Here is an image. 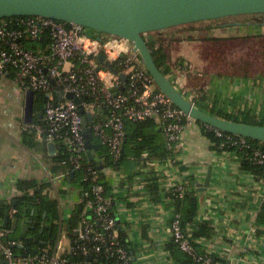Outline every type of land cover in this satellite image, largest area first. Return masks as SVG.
Listing matches in <instances>:
<instances>
[{
    "label": "built area",
    "instance_id": "2783aa9c",
    "mask_svg": "<svg viewBox=\"0 0 264 264\" xmlns=\"http://www.w3.org/2000/svg\"><path fill=\"white\" fill-rule=\"evenodd\" d=\"M44 32L50 37L48 52L34 51L22 40H38ZM151 34H146L148 41ZM103 54L117 73L100 63ZM188 62L177 58L170 63L167 77L185 97L192 91L184 75ZM187 71V72H188ZM11 72L16 84L23 90L32 89L46 95L40 121L22 123L21 128L33 132L47 143L64 146L68 159L59 163L60 175L68 177L70 172L79 173L81 183L89 185L83 190V216L72 236L58 233L54 248L29 254H16L14 248L21 242L11 228H0V264H137L132 259L130 246L123 242L118 231L117 218L112 212L111 198L105 193V178L97 169V163L87 157L85 126L82 114L72 100L56 99L55 86L64 93L71 92L81 98L82 108L92 116L91 132L104 146L111 161L120 158L126 136V122L153 120L165 137L170 153L181 150L183 137L188 128H201L188 114L173 105L155 85L144 68L142 59L134 45L113 35L91 36L87 28L40 16H15L0 19V76ZM126 76L125 88L119 74ZM194 90V89H193ZM193 102V101H192ZM194 103V102H193ZM206 127L212 128L203 124ZM217 137L223 138L220 147L247 149L246 156L252 164L264 169V150L251 146L247 138L225 133L212 128ZM225 152V151H223ZM176 162L172 156L155 160L146 166L159 176V169L167 170V162ZM100 162L105 165L102 156ZM105 168V167H104ZM173 168V166H171ZM182 179L159 180L162 193L171 203L197 190L202 181L184 172ZM16 209L11 207L9 215L14 217ZM171 239L178 248L190 255L199 264H221L214 262L208 252L197 251L203 238L181 228L180 215L173 210L170 216ZM89 255L92 258L89 259ZM3 260L4 262H1Z\"/></svg>",
    "mask_w": 264,
    "mask_h": 264
},
{
    "label": "crops",
    "instance_id": "0c3cea01",
    "mask_svg": "<svg viewBox=\"0 0 264 264\" xmlns=\"http://www.w3.org/2000/svg\"><path fill=\"white\" fill-rule=\"evenodd\" d=\"M243 16L246 19L249 16L256 18L182 25L152 33L150 37L160 36L163 39L170 63L177 58H185L197 65L194 46H191L195 43L190 42L192 39L199 42L196 37L264 36V14ZM186 35L192 36L186 39L188 42L183 41ZM196 71L189 79L192 84L199 80L194 77L206 76L199 68ZM202 82L201 88L190 85L189 100L193 101L200 89L207 94L209 107L217 101L226 112L234 115L248 110L258 118L264 116L263 74H210ZM24 100L25 91L16 84L12 73L0 76V203L11 202L20 195L17 189L19 181L36 182L37 188L41 189L40 195L58 203L59 220L52 224L57 225L58 233L68 234V221L83 201L81 176L79 173L73 177L60 175L61 168L53 160L58 146L49 152L46 141L36 134L24 133L21 128ZM161 139L165 143L163 134ZM126 141L125 138L120 157L125 153L128 155L121 166L114 168L106 165L101 174L109 187L106 195L111 198L112 212L120 221L118 231L126 237L137 264H179L166 248L171 240V211L176 209V204L162 193L163 185L158 182L165 178L172 181L182 179L186 171L192 178L203 181L209 167L210 186L201 193L195 222H208L213 231L210 237H201L199 248L214 257L229 259L227 264H264V178L257 172L242 168V160L236 150L219 152L202 135L200 128H188L181 150L171 153L176 162H167V170L165 166L164 169L157 168L161 177L158 180L156 171L146 173L145 167L150 166V162L167 157L149 159V152L143 151V161L137 163L131 153H127L129 145ZM90 143L96 144L98 154L103 156L98 140L92 136ZM33 192L34 189L27 191L29 195ZM42 226L49 229L50 222L45 221ZM186 230L194 234L190 226ZM26 237H29V232Z\"/></svg>",
    "mask_w": 264,
    "mask_h": 264
},
{
    "label": "water",
    "instance_id": "95a60500",
    "mask_svg": "<svg viewBox=\"0 0 264 264\" xmlns=\"http://www.w3.org/2000/svg\"><path fill=\"white\" fill-rule=\"evenodd\" d=\"M262 14H264V0H0V19L15 16H40L75 23L101 34L122 37L130 41L137 49L144 68L157 88L169 98L173 105L199 123L225 133L264 143V125L244 123L214 115L201 109L181 94L156 64L145 39L146 34L157 33L177 26L235 16ZM98 60L117 73L116 68L105 60L103 54L98 56ZM119 77L122 82L120 86L122 90L125 88L126 76L120 73ZM55 89L58 100H62V96L72 100L82 114L85 126L86 154L90 160L97 163V169L101 171L104 164L100 162L98 146L90 143L92 138L91 114L82 108L80 97L71 92L64 93L59 86H55ZM34 95L35 92L32 89L25 91L24 123L34 120ZM37 116L41 117L42 112H39ZM47 147L49 152H53L56 144L50 142ZM73 175L74 172L69 173L70 177ZM210 180L211 167L208 168L204 180L199 183L197 191L199 193L207 191ZM18 222V217H11L9 213H6L1 221V226L2 228L11 226L14 230L18 228L19 237L23 239L26 237L29 222L20 225ZM117 224L121 228L119 220H117ZM43 229L44 226L41 227V231ZM88 257L91 259L92 255ZM1 262L4 261L1 260Z\"/></svg>",
    "mask_w": 264,
    "mask_h": 264
},
{
    "label": "trees",
    "instance_id": "16d2710c",
    "mask_svg": "<svg viewBox=\"0 0 264 264\" xmlns=\"http://www.w3.org/2000/svg\"><path fill=\"white\" fill-rule=\"evenodd\" d=\"M254 20V19H253ZM259 21V20H257ZM225 26L226 24H220ZM89 34L91 36H99L101 33H98L94 30L88 29ZM23 44L34 51H44L48 52V47L50 45V37L47 32H44L42 36L36 40L31 41L28 39L22 40ZM148 46L152 52L153 58L160 68V70L167 75L170 62L167 52V47L163 42V39L160 36L150 37L148 39ZM247 73L242 74V76H247ZM194 84V83H193ZM198 94L193 98L195 105L200 107L203 110L209 111L210 113L226 118L233 119L235 121H241L244 123L251 124H259L264 125V116L256 117L250 111H240L236 115L226 112L222 105H219L217 101L213 102V105L209 107L208 105V96L206 93L202 92L200 89L197 90ZM58 99V98H56ZM47 100L45 94L41 92H35L34 95V120L40 121V117L37 116L39 112L43 111L44 104ZM200 124L199 122H197ZM201 133L206 138H208L212 144L213 148L217 149L219 152L227 151V150H235L233 147H229L225 145V147H220L223 138L217 137L212 128L206 127L203 124H200ZM127 135L125 138L127 139L126 144L129 145L127 147V153H131L130 155L137 160V163L143 161L141 157V153L143 151L149 152L148 158H159L164 159L168 156H171L170 151L167 149L166 144L161 139V134H163L160 126L154 122L153 120H143L139 122H126ZM25 134H35L33 132H26ZM161 139V140H160ZM251 146H256L264 150V143L259 142L257 140L247 139ZM100 153L103 155V161L105 165L111 166L114 168H119L124 161L125 156L128 154H123V157L119 158L116 161H111L107 155L106 148L102 145H99ZM247 149L237 150L240 158L242 168H246L253 172H257L264 178V169L260 165H254L251 163L249 158L246 156ZM68 159V152L66 151L64 146H58V152L53 156V160H55L58 164ZM61 168V166L59 165ZM105 178V177H103ZM154 180H156L154 178ZM84 190L89 188L88 183L83 182ZM105 193L109 191L108 184L105 182ZM36 182L30 180H21L17 184V189L20 192V195L15 197L11 202H1L0 203V216L2 219L4 214L8 212V210L13 207L16 209V213L14 216L18 217V220L22 223L26 222L29 226L27 232H29V237H25L21 239L19 237V229L14 230L11 226L7 228H11L13 230V235L17 240L21 242L22 247L16 246L14 251L16 254H29L35 253L36 251H40L41 249L47 248L50 251L55 246L57 236H58V227L55 224H52L53 221L59 220V207L56 200L44 197L40 195L41 189L37 188ZM29 189H34L33 194H28L27 191ZM84 193V191H83ZM200 198L201 193L197 190L193 192L187 193L183 198H175L176 209L175 211L180 215L181 228L186 233V227L190 226L193 229L194 235L196 237H210L213 231V227L208 222H198L196 223L195 216L197 215L200 209ZM83 201L82 204L79 205L77 209L74 210L71 218L68 221L67 231L69 236H72V232L77 226L78 222L82 219L83 216ZM264 208V204H263ZM45 221L50 222L49 229H43L41 231L42 223ZM21 223V224H22ZM196 223V224H195ZM0 228H2L0 223ZM27 234V233H26ZM121 239L124 243L128 245L126 241V237L120 234ZM167 250L172 255L174 259L177 260L179 264H199L187 253L181 251L177 244L171 239L167 246ZM197 251H200V248L196 246ZM214 262H221L223 264H227L229 259L227 258H217L214 257Z\"/></svg>",
    "mask_w": 264,
    "mask_h": 264
},
{
    "label": "rangeland",
    "instance_id": "374dc122",
    "mask_svg": "<svg viewBox=\"0 0 264 264\" xmlns=\"http://www.w3.org/2000/svg\"><path fill=\"white\" fill-rule=\"evenodd\" d=\"M249 18H256L254 16H249ZM246 17H229L207 22H223L229 23L235 20H247ZM222 20V21H221ZM205 22V23H207ZM203 22L195 23L196 25L205 24ZM200 36V35H199ZM192 36L186 35L184 42H188ZM196 37L199 42L195 40H190V42L195 43L194 50L197 56V65L186 60L189 65V71L184 74L187 79V85L198 86L201 88L203 86L202 81L206 80L210 74H229V75H242L247 73L248 75H264V36H238V37H210L202 39ZM187 39V40H186ZM199 64V65H198ZM199 68L203 74L206 76L194 77L199 80L198 83H190L189 79L197 72L196 69ZM194 79V80H196ZM190 83V84H189Z\"/></svg>",
    "mask_w": 264,
    "mask_h": 264
}]
</instances>
